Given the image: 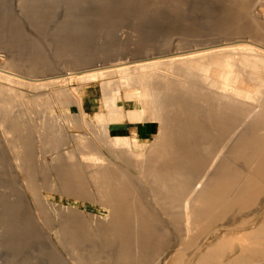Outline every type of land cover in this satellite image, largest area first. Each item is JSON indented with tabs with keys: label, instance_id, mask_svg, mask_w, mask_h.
<instances>
[{
	"label": "rangeland",
	"instance_id": "obj_1",
	"mask_svg": "<svg viewBox=\"0 0 264 264\" xmlns=\"http://www.w3.org/2000/svg\"><path fill=\"white\" fill-rule=\"evenodd\" d=\"M83 1H89V4L82 14H95L93 20H88L91 24L95 22L96 12L102 8L101 0ZM102 1L111 7L109 18H118L116 24L122 23L126 31L136 29L142 34L136 44L117 45L101 35L89 40V49L83 57L67 58L66 45L70 47L73 39L82 42L86 38L83 33L73 35V28L79 22L85 23V19L79 21L77 16L70 18V12L77 8L76 2L34 1V7L26 11L27 16L40 26L36 34L41 36L47 32L56 44L52 56L38 58L26 51L21 58L20 73L24 78L20 79L26 83L34 81L38 88L0 80V264H167L172 257H177V264H264V232L252 234L264 220V194L254 197L237 190L241 183L238 172L248 177L251 171L242 162L223 174L225 185L218 186L213 193L198 196L199 204L220 208L226 216L204 233L197 232L201 228L194 224L196 232L193 234L203 233L197 239H188L186 223L176 221L178 217L185 218L180 210L184 193L152 185L138 169L131 174L135 184L129 206L97 205L89 187L97 170L118 174L120 164L129 160L131 144L128 141L134 142L135 136L143 139L156 136L161 143V134L189 135L199 130L202 112L198 108L208 102L210 94L194 79L151 66L190 51L204 52V45L198 39L201 30L198 29L217 25L222 30L218 33H226L228 38L240 35L237 39L218 42H248H241L243 46L232 44V48L218 47L217 51L225 49L228 52L217 55L234 56L242 50L246 56L242 58L244 64L257 62L264 68V7L252 5L248 8L242 0H228L229 4L225 0H205L212 13L209 16L203 11L197 16L191 4L186 5L192 0H165L164 10L154 13L145 23L134 25L119 19L118 0ZM144 1L147 5L152 2L155 7L162 5V0ZM18 2L0 0V13L14 18ZM199 18H209L210 23L202 26ZM62 24L67 30L61 33L57 29ZM51 29L56 34L51 33ZM165 34H168L167 39L160 38ZM3 48L12 47L5 44ZM134 49H140L141 53L131 55ZM134 55L138 57H132ZM235 57L229 58L228 69L246 71V65L237 66L240 57ZM69 61L75 64L66 71L65 64ZM9 63V54L1 53L0 74L7 73ZM136 65L140 67L136 68ZM128 67L131 73L138 75L136 79L141 78L144 87L141 91L136 79H124L127 73L122 69ZM77 77H84V80L77 81ZM61 81L69 85L61 94V100L49 97V86ZM82 83H96L93 87L95 99L87 98L82 89L73 86ZM127 94L132 96L127 97V110L139 125L108 129L95 121L98 100L112 105ZM252 97L256 102L259 96ZM144 99L160 103L158 111L164 115L157 122L158 133L153 132L150 125L157 104L144 109ZM216 103L221 110L245 111L248 107L217 99ZM89 112L93 113V119L87 115ZM63 124L79 133L78 128L82 125L88 134L85 137L95 142L93 148H88L86 143H73L68 137L60 140ZM197 141L208 146L202 138L197 137ZM102 149L110 153L109 159L97 155ZM247 158L254 159L255 155L254 158L252 154L247 155ZM146 161L149 164L145 168L151 173L153 166L150 163L159 164L161 160ZM226 236L246 237L250 247L240 248L234 244L235 248L220 250L216 244ZM65 238L78 240L80 245L74 249L65 248L61 243ZM221 244L224 245L223 240ZM84 248L93 252L94 263L89 262ZM76 255L81 258L77 259ZM105 257H108L107 262Z\"/></svg>",
	"mask_w": 264,
	"mask_h": 264
},
{
	"label": "crops",
	"instance_id": "obj_2",
	"mask_svg": "<svg viewBox=\"0 0 264 264\" xmlns=\"http://www.w3.org/2000/svg\"><path fill=\"white\" fill-rule=\"evenodd\" d=\"M224 2L229 4L228 0ZM242 4L246 6L248 2L242 0ZM210 8L207 11L209 16L212 13ZM225 20H227V14ZM198 30L203 32L206 28ZM209 31L211 32L209 35L211 43L217 47L224 45L233 47L234 45L232 44L238 45L240 42H248L240 40L236 41V43H220L218 42L219 40L228 38L226 33H218V31H222L220 26H213ZM245 32L248 34V29ZM237 37L241 36L234 34L228 39H237ZM239 46H242V43ZM225 57L232 58L233 56L229 55ZM231 73L243 83L241 87L243 90L252 95H264L263 67L259 72L242 70ZM234 105L240 106L235 103ZM243 105L245 106V104ZM246 105L248 107L245 111H229L227 109L221 110L217 106V103L208 101L202 103L201 107L198 108L202 112V116L198 115L202 117L200 118L202 124L199 130L194 131L195 133L193 132L189 135L161 134V143H159L156 136L145 137V139H142L139 135L135 136L136 139L134 141L136 142H133V140L128 141L131 144L129 145L130 154L127 157L129 160L120 164L121 168H119L118 174L116 172L111 174L97 170L94 182L89 185L92 198L96 201L97 205L101 204L108 207L129 206L132 200L131 192L135 184V180L131 174L138 169L140 173L145 174L147 180L152 185H159L163 189L173 192L182 191L184 193V200L192 194L195 207L193 214L194 222L196 226L201 228L197 232L204 233L216 221L225 219L226 215L220 208L204 207L202 203H198L197 198L200 194L213 193L214 189L218 186L225 185L223 174L235 169L238 162H242L247 168L250 167L251 171L248 172V177H244L241 171L238 172L241 183L237 186V190L245 194H252L254 197H261L264 194V101L249 102ZM249 114L250 117L244 121L242 118ZM233 115L239 118L232 119ZM131 117L132 115L129 114V118ZM140 117L141 119L144 118L141 115ZM235 122H239V124ZM119 123L130 127L128 119L121 120ZM228 127L230 128L228 129ZM198 136L203 141H206L208 146H205V144L200 145L197 141ZM139 142L140 144H137ZM100 152L101 150L97 151L99 157L109 159L110 153L108 151L106 153L102 149V152ZM251 154L253 158L255 155V158L247 160L250 159L247 158V155ZM243 155L244 157L242 158ZM147 159L161 160L159 164L157 162L150 163L153 166L151 173L145 168L149 164L146 161ZM203 178H205L203 185L193 192L192 190L196 188V184ZM184 200L183 202H185ZM181 206H184V203ZM176 221H181L184 224L185 218L181 219L178 217ZM186 230L188 231V229ZM260 231L264 232V220L252 234ZM193 233L189 236L188 231V239H197V237L200 238L203 234L198 235ZM222 240L224 241L223 246H221ZM234 244L240 248L250 247V242L246 237L237 236L223 237L218 241L216 247L224 251L234 247Z\"/></svg>",
	"mask_w": 264,
	"mask_h": 264
},
{
	"label": "bare ground",
	"instance_id": "obj_3",
	"mask_svg": "<svg viewBox=\"0 0 264 264\" xmlns=\"http://www.w3.org/2000/svg\"><path fill=\"white\" fill-rule=\"evenodd\" d=\"M34 1H40V0H19L17 5L15 4L16 13L14 12L15 14L14 18H10L5 14L0 13V54L1 53L2 54L4 53V55L9 54V59H10V63L8 65V71L6 74H0V80L3 82L9 83L11 85L19 84V85L29 87V88H38L39 85L35 84L34 81L26 83L25 81H22L20 79V78H24V76H22L20 73V66L22 64L21 58L23 54L26 51H29L37 55L36 57L38 58H47L48 54L50 56L53 55L54 44H56V42H52L54 37L50 36L47 32H45L41 36L36 34L40 26L38 25L36 21L31 19L29 16H27V12H26L27 9L30 10L34 7ZM74 1L76 2L77 8L73 9L70 12V16H71L70 18L77 16L79 21H81L82 19H85V23L79 22V24L73 28V35L75 36V35H79L83 33L86 35V38L82 42H79L76 39H73L71 44L69 45L70 47L66 45V47L69 49V50L64 49V53L67 58L83 57L85 53L88 51L87 48L89 49V46H88L89 40L101 37V35H103L106 41H113L114 43L117 42V45L128 44V42L136 44L138 40L142 37V34L138 30L131 29V30L126 31L124 29L125 27L124 24L122 23L116 24L115 20H118V18L110 19L109 9L111 7L106 5L105 2H103L102 0L100 1L102 8L99 12H96L97 17L95 19V22L91 24H89L88 20L89 19L93 20L95 14L90 13V12H87L86 14H82L86 12V9L84 7L88 6L89 1H83V0H74ZM94 1L99 2V0H94ZM247 1H248V5H247L248 8L252 5L264 7V0H257L256 3L253 2V0H247ZM189 3L191 4L192 8L195 9L194 12H196L197 16L203 11L207 12L209 9L208 3H206L205 0H192L191 2H186V5L189 6L190 5ZM164 6H165V0H162V5L159 7H155L152 2H150L149 5H147L144 0H118L116 8L117 10L121 12L119 19H122L124 21H129L130 24L133 23L134 25H136V24L145 23L147 20L152 18L154 13L164 10L165 9ZM186 14L190 16L191 13L187 12ZM199 20L202 26H205L206 23L209 22L208 21L209 18H199ZM212 27L213 26H211L209 30ZM66 30L67 28L64 24L59 25L57 29V31L61 33L65 32ZM209 30L206 29L205 31L200 32V34L198 35V39H200L202 41V44L204 45V52H201V50L190 51V52L185 53V55L183 56H180L177 58L171 57V59L167 60L166 62L156 63L151 66L159 70L164 68L170 72L173 71V72L181 73L182 76L188 79H194L197 82V84H201L203 89L210 94L208 97L209 102L216 103V99L225 101V102H230V103L232 102L237 105H243L249 102H253L252 94L249 92H246L245 90L241 88L243 86V83H241L239 79L235 78L234 74L231 73L233 71L228 69V67L231 64L229 61L230 57H225V56L222 57V56L217 55L220 52H224L225 49L223 48L224 50L217 51L218 47L212 45L211 43L212 41L209 38V35L211 34ZM51 33L56 34V32L52 31V29H51ZM160 38L167 39L168 34L161 35ZM5 44L10 45L12 48H9V49L3 48V45ZM224 46L225 48L228 47V45H224ZM132 52L133 53L131 55H133L134 53L138 54V52L141 53V50L134 49ZM225 52H228V51L226 50ZM243 53L244 51L240 50V51H237L235 54V56L237 55L240 57L239 61H237V66L244 64V60L242 58H246V57ZM235 56H233L232 58H236ZM132 57L137 58L138 56L134 55ZM73 64H75L74 61L73 62L69 61V63H66L65 70L69 71ZM245 65H246V69L248 68L247 71L259 72L262 70V66L258 64L257 62H250V63L244 64V66ZM139 67L140 65H136V68H139ZM240 70H244V69H240ZM122 72L127 73L124 78L125 80H132L138 77L136 73H131V68L129 67L122 69ZM68 75H69V72H68ZM75 80L83 81L84 77H77V79ZM66 81L56 82L50 85L48 89V96L49 97L55 96L58 100H61V94L65 92L69 86L66 83ZM95 84L96 83H93V84H83L82 83L80 86H77V85H73V86L78 87L79 89H82V91L86 94V97L92 100V99H95L96 97L95 91L93 89ZM136 84H137L139 91H141V89L144 88L141 78L136 79ZM127 97H132V96L127 94L124 97H122L118 102L112 105H109L108 103H105L102 100H98L97 101L98 113L95 116V118L92 112L87 113V115L91 119L94 118L97 123L104 124L108 129H115L116 126H120V125L122 126L123 124L119 123V121L125 120V119H128L130 127H135V125H139V123L134 121L132 118H129L130 110H127V103H126ZM263 101H264V95H260L257 98L256 102H263ZM155 102H152V100H149V99L142 100L144 109L148 108L152 104H157V112L155 113L154 116H152L150 120V125H152L153 127V132L158 133L157 122L159 118H161L164 115V113L161 111H158L160 107V103L158 102L155 103ZM125 111L127 112L126 113L127 116L123 114ZM249 117H250V114L244 116L242 119L246 121ZM211 118L213 119V117ZM236 118H239V117L236 115L232 116V119H236ZM78 130L81 131V133H79L75 129L68 128L67 124H63V127L59 133V136H60L59 139L62 140L64 137H68L73 143H79V145H81L82 143H86L88 148H93L95 142H90V139L85 137L88 134L82 125L81 127L78 128ZM137 144H140V142ZM204 179L205 178L201 179L196 184V188L192 190L193 192L195 191V189H198L199 186L203 185ZM180 210H183L184 212L185 223L191 235L195 231L194 229L195 222H194V217H193L195 207H194V199L192 198V194L185 200L184 206ZM61 243L64 245L65 248L69 247L71 249H74V247L80 245L78 240L72 239L71 241H69V240H66V238H65V241H62ZM198 248H200V246ZM180 250H183L182 247L180 248ZM84 251H85V254L89 258V262L94 263L95 260L92 257L93 252L88 248H84ZM74 252L75 251H73L72 253ZM80 258H81L80 255H78L77 259H80ZM105 258H106L105 261L107 262L108 257H105ZM79 261H82V260H79ZM177 263H178L177 257L176 258L172 257V259H170L167 264H177Z\"/></svg>",
	"mask_w": 264,
	"mask_h": 264
}]
</instances>
